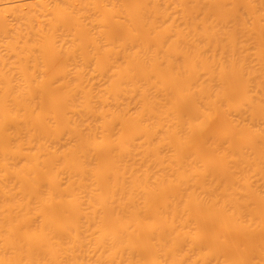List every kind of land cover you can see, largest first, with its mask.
<instances>
[{
    "label": "bare ground",
    "instance_id": "obj_1",
    "mask_svg": "<svg viewBox=\"0 0 264 264\" xmlns=\"http://www.w3.org/2000/svg\"><path fill=\"white\" fill-rule=\"evenodd\" d=\"M0 264H264V0H0Z\"/></svg>",
    "mask_w": 264,
    "mask_h": 264
}]
</instances>
